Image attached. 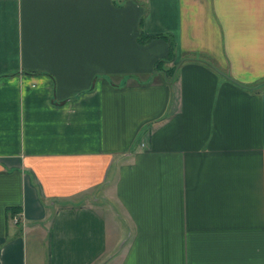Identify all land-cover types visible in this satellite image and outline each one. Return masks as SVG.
<instances>
[{"label":"crops","instance_id":"1","mask_svg":"<svg viewBox=\"0 0 264 264\" xmlns=\"http://www.w3.org/2000/svg\"><path fill=\"white\" fill-rule=\"evenodd\" d=\"M0 264H264V0H0Z\"/></svg>","mask_w":264,"mask_h":264},{"label":"trees","instance_id":"2","mask_svg":"<svg viewBox=\"0 0 264 264\" xmlns=\"http://www.w3.org/2000/svg\"><path fill=\"white\" fill-rule=\"evenodd\" d=\"M156 37H159V38H166V39L169 38V37L166 36V35L150 36V37H147V38H156ZM172 57H173V48H172V45H171V51H170L169 59H172ZM162 62H164V60H162V61H158V62L156 63V65H155V67H156V68L159 67V65H160ZM173 70H174V68L172 69V71H173Z\"/></svg>","mask_w":264,"mask_h":264},{"label":"built area","instance_id":"3","mask_svg":"<svg viewBox=\"0 0 264 264\" xmlns=\"http://www.w3.org/2000/svg\"><path fill=\"white\" fill-rule=\"evenodd\" d=\"M14 222L16 223V222H18V219H17V217H14Z\"/></svg>","mask_w":264,"mask_h":264},{"label":"rangeland","instance_id":"4","mask_svg":"<svg viewBox=\"0 0 264 264\" xmlns=\"http://www.w3.org/2000/svg\"><path fill=\"white\" fill-rule=\"evenodd\" d=\"M105 202V201H104ZM113 231V230H112ZM109 237L112 238V234H109Z\"/></svg>","mask_w":264,"mask_h":264}]
</instances>
